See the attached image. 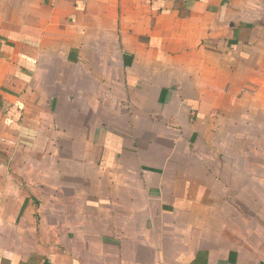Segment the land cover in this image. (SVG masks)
<instances>
[{"label":"crops","instance_id":"obj_1","mask_svg":"<svg viewBox=\"0 0 264 264\" xmlns=\"http://www.w3.org/2000/svg\"><path fill=\"white\" fill-rule=\"evenodd\" d=\"M0 264H264V0H0Z\"/></svg>","mask_w":264,"mask_h":264}]
</instances>
